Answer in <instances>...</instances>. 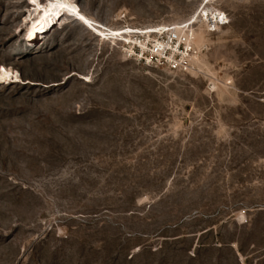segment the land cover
Here are the masks:
<instances>
[{"label": "rangeland", "instance_id": "374dc122", "mask_svg": "<svg viewBox=\"0 0 264 264\" xmlns=\"http://www.w3.org/2000/svg\"><path fill=\"white\" fill-rule=\"evenodd\" d=\"M31 1L0 0V264H264V0H72L182 25L189 70L66 14L30 40Z\"/></svg>", "mask_w": 264, "mask_h": 264}, {"label": "built area", "instance_id": "2783aa9c", "mask_svg": "<svg viewBox=\"0 0 264 264\" xmlns=\"http://www.w3.org/2000/svg\"><path fill=\"white\" fill-rule=\"evenodd\" d=\"M220 25L227 24L225 14L218 18ZM110 31L105 30V38H113ZM136 44L127 49L128 54L133 58L144 61L148 66H163L177 70H189L191 67L192 53L195 52V45L192 31H188L180 25H170L158 29L152 36L137 37ZM126 44L130 43L123 40ZM134 44V43H133Z\"/></svg>", "mask_w": 264, "mask_h": 264}, {"label": "bare ground", "instance_id": "6f19581e", "mask_svg": "<svg viewBox=\"0 0 264 264\" xmlns=\"http://www.w3.org/2000/svg\"><path fill=\"white\" fill-rule=\"evenodd\" d=\"M31 5L34 6V9L31 14V24L29 27V32L27 34L30 40L37 39L40 36V34L52 28V26L57 22H59L61 17L65 14L75 17L83 25L87 27L90 26L96 33L101 35L106 34L105 30L110 31L109 34H111L112 37H117V36L128 37L127 33L129 34L138 33L135 34L132 38H128L130 40H128L127 38L123 39L127 42H131L137 39V36L139 35L150 37L152 36V33L158 32V29L155 30L152 28H148L149 30H140L136 28L125 27L117 30H112L109 28L99 27L96 24H94L92 19L88 15H86L80 9L78 4H76L72 0H46L45 3H43L41 0H32ZM220 15H223V13L218 11L217 14L213 15L212 19L219 18ZM207 16L209 17V14H207ZM81 17H83V19H81ZM215 22H218V19ZM177 26L180 27V25ZM14 78L16 80L19 79L18 75L15 74L14 71L6 67H2V70L0 72V79H4V80L8 79L10 81L13 80Z\"/></svg>", "mask_w": 264, "mask_h": 264}, {"label": "snow or ice", "instance_id": "6c2138e0", "mask_svg": "<svg viewBox=\"0 0 264 264\" xmlns=\"http://www.w3.org/2000/svg\"><path fill=\"white\" fill-rule=\"evenodd\" d=\"M81 19H83V17H81Z\"/></svg>", "mask_w": 264, "mask_h": 264}]
</instances>
